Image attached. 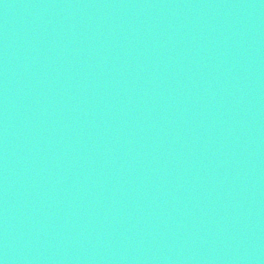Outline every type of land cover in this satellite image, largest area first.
I'll return each mask as SVG.
<instances>
[{
  "label": "water",
  "instance_id": "obj_1",
  "mask_svg": "<svg viewBox=\"0 0 264 264\" xmlns=\"http://www.w3.org/2000/svg\"><path fill=\"white\" fill-rule=\"evenodd\" d=\"M0 264H264V0H0Z\"/></svg>",
  "mask_w": 264,
  "mask_h": 264
}]
</instances>
